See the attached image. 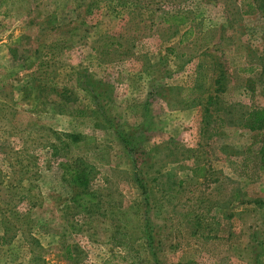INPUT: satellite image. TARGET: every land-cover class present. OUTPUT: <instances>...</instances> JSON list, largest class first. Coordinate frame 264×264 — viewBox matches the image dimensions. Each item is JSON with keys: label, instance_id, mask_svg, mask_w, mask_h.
Masks as SVG:
<instances>
[{"label": "rangeland", "instance_id": "obj_1", "mask_svg": "<svg viewBox=\"0 0 264 264\" xmlns=\"http://www.w3.org/2000/svg\"><path fill=\"white\" fill-rule=\"evenodd\" d=\"M183 14L206 31L218 23L220 39L163 55L172 33L163 18L180 23ZM102 41L106 54L97 56L92 46ZM98 63L144 67L168 84L164 100L177 107L153 101L154 111L165 109L155 122L132 125L143 186L114 128L95 113L123 126L137 124L142 107L129 105L123 117L119 100L103 98L93 111L104 128L82 113L91 104L74 77L77 85L79 74L101 80ZM246 79L253 94L242 92ZM210 80L223 88L203 97L204 113L178 109L169 85ZM262 87L264 0H0V264H264V175L250 181L228 166L264 139L236 119L264 104ZM48 107L77 120L44 117ZM76 166L91 173L85 210L72 201Z\"/></svg>", "mask_w": 264, "mask_h": 264}, {"label": "crops", "instance_id": "obj_2", "mask_svg": "<svg viewBox=\"0 0 264 264\" xmlns=\"http://www.w3.org/2000/svg\"><path fill=\"white\" fill-rule=\"evenodd\" d=\"M168 20L169 19L167 18H163V21L168 26V28L172 30V33L170 34L171 41L164 45L163 50L161 51L163 55L167 54L169 56L181 57L185 54L184 47L187 46L191 47L193 45H196L198 49H207L210 48L212 45H215L220 39L221 27L218 23L210 25L206 31V29L204 28H199L198 23H196L194 18L189 17L187 14H185L184 17H182V21L180 23H171ZM92 50L96 52L97 56L106 54V48L104 47L103 41L99 44L93 45ZM98 64L101 65V68L99 70L101 74L99 78L103 82L107 81L110 83L112 81L111 83L114 85L115 90L114 91L112 90L109 97L95 96L91 91L79 87L75 83V77H74V81L72 79V81L74 82V87L75 88L78 87L81 91H83L85 97L88 98L90 101L91 105L85 106L84 112L82 111V113H85L84 116H86L87 119L92 120L91 125L93 127L102 128L103 126L104 128L105 126L103 125L105 124V122L102 123L103 120L101 118H100L101 120L99 118H96L97 116L96 114L98 115L101 114L99 112L98 113L95 112L96 114H94L93 111L94 106L96 107L98 104L106 102V100L103 98H107L108 104L110 103L113 104L114 102L119 100L118 102L119 103L121 102L125 106L124 109H121L123 110L122 111L123 117H124L123 112L128 113L129 109H131L129 108V105H137L138 109L142 107L141 116H140L141 120L137 124H131L128 123L127 121L123 122L125 126H131V127L132 125L146 126V125H151L152 121L155 122L156 120L155 114L161 113L165 110L164 108L163 109L160 108L158 111H154L152 109L151 107L152 103L153 101L156 100H161L163 103H165L169 111H176L175 109H177V107L174 106V104H171L170 101L168 102L167 100L166 101L164 100L166 97L164 93H162V91L164 87L166 88L168 86V84L162 81L160 82L158 80H151V73L146 71L144 67H142V70L138 69L134 71L132 70L133 68L130 67H122L118 65L114 67H109L106 66V64H104L105 66H103L102 63H98ZM177 70L178 68L175 71ZM132 74H138V75L140 74L139 75L140 79L133 82L132 78H130ZM107 78L108 79L112 78L114 81L113 80L109 81ZM216 84H218V82L215 80H210L206 84L196 81L193 83L191 82L187 83L182 86L169 85L168 88L170 90L171 88L177 90V95H175L176 96L175 99H177L178 102L182 104V106H178V109H180V107L184 108L185 105H191V107H195L198 109L202 107L201 113H204L205 109L208 108V106H207V102H204L206 100L203 99V97L206 98L208 96L207 97L208 99H212L215 98L216 95H219V93L221 94L220 89L217 90L216 92L213 89L214 85ZM221 84L223 83L219 82L217 86L223 88ZM224 87H226V85H224ZM243 88L244 90H242V92L244 91V93H247L245 87ZM120 108H119V114L121 112ZM47 109L49 111L44 114V117L53 118L54 120L62 121L65 123H70L72 118L77 120V117L72 112L61 111V110L56 111L54 109L50 110L49 107ZM221 118L223 120H227V118L224 116H222ZM236 119H241V118L239 116ZM226 125L228 124L226 123ZM238 126L240 127V125ZM61 130L70 132L69 129L66 128V126H64V128Z\"/></svg>", "mask_w": 264, "mask_h": 264}, {"label": "trees", "instance_id": "obj_3", "mask_svg": "<svg viewBox=\"0 0 264 264\" xmlns=\"http://www.w3.org/2000/svg\"><path fill=\"white\" fill-rule=\"evenodd\" d=\"M77 82L79 87L91 91L95 96L105 97L110 91L109 86L104 84V82L101 80L93 79V77L90 75L79 74ZM251 82V80L246 79L245 88L249 90L251 94H253V88L248 87L249 83ZM262 88L264 93V87ZM99 109V113L101 114L102 118L107 123L110 122L109 125L114 128L115 133L119 137L127 153L131 156L136 174L135 179L141 186H143V180L140 177V168L137 165V161L134 159L135 150L137 149L134 148L131 140V135L135 133L137 129H134L135 127L125 125L121 126L118 123H114V120L111 117L109 118L104 113V110L101 108ZM239 125L240 127L250 131L259 130L264 132V104L262 106L250 107L249 110L241 116V122ZM140 127L141 126H139V128ZM66 134H71L74 139H76V135L78 136V133ZM257 142H259V145L256 149H254V143H251L245 148L244 154L242 155L240 161H230L228 166L234 175L238 177H245L250 181H253L261 175H264V139H259ZM237 162H239L238 165L236 164ZM190 170L192 173L197 174L195 169L191 168ZM68 174L71 178L69 182L80 189V191L76 193L72 199L73 203L75 204L74 209L79 207L80 209L85 210L86 201L92 198L89 197V194L86 191V186L91 173L84 168L76 166L71 170H68ZM81 206L84 207L81 208ZM122 242L123 240L121 243L117 241V243L115 242L114 244L119 246V244H123Z\"/></svg>", "mask_w": 264, "mask_h": 264}]
</instances>
